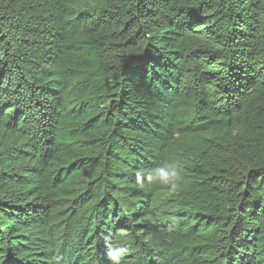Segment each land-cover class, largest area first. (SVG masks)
I'll return each instance as SVG.
<instances>
[{"label": "trees", "instance_id": "trees-1", "mask_svg": "<svg viewBox=\"0 0 264 264\" xmlns=\"http://www.w3.org/2000/svg\"><path fill=\"white\" fill-rule=\"evenodd\" d=\"M109 248L264 264V0H0V264Z\"/></svg>", "mask_w": 264, "mask_h": 264}, {"label": "clouds", "instance_id": "clouds-1", "mask_svg": "<svg viewBox=\"0 0 264 264\" xmlns=\"http://www.w3.org/2000/svg\"><path fill=\"white\" fill-rule=\"evenodd\" d=\"M182 168L174 162H162L152 169L147 175L149 183H159L169 186L170 190L175 191L179 187L180 181L183 180ZM143 179V177H141ZM108 258L112 264H121L122 253L109 248Z\"/></svg>", "mask_w": 264, "mask_h": 264}]
</instances>
